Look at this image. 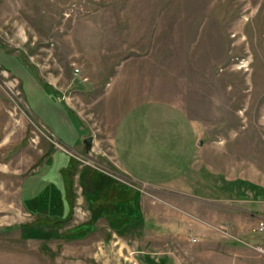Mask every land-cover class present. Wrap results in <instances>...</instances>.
I'll return each instance as SVG.
<instances>
[{
  "label": "rangeland",
  "instance_id": "374dc122",
  "mask_svg": "<svg viewBox=\"0 0 264 264\" xmlns=\"http://www.w3.org/2000/svg\"><path fill=\"white\" fill-rule=\"evenodd\" d=\"M85 166L138 221L93 218ZM259 226L264 0H0V264H264Z\"/></svg>",
  "mask_w": 264,
  "mask_h": 264
},
{
  "label": "trees",
  "instance_id": "16d2710c",
  "mask_svg": "<svg viewBox=\"0 0 264 264\" xmlns=\"http://www.w3.org/2000/svg\"><path fill=\"white\" fill-rule=\"evenodd\" d=\"M80 174L81 183L91 204V210L93 211V218L95 220L99 217H105L113 225L122 224L123 226L138 221H134L135 217L140 218L142 215L139 205L140 192L138 190L129 186L127 183L119 181L114 176L90 166L83 167ZM31 191L30 199L35 201L40 197L42 198L43 192L39 194L37 186L34 188L31 187ZM34 201L31 203L32 205L27 203V207L31 209L32 212H35V214H40L43 212L42 210L47 209L44 202L38 204L35 202V204ZM112 205H114V207H112ZM53 209H55V207L48 208V213L46 214L48 217L56 215L55 217H57L59 221L68 218L69 215L66 216V214H54L56 211ZM62 211L65 212V210ZM46 221L47 220H45V223ZM92 230L93 226H78L69 230L72 231V233L68 231L63 235L65 237L79 238ZM36 233H38V230L33 227L24 230V234L28 236L37 235ZM49 233L50 232H41L42 236L49 235Z\"/></svg>",
  "mask_w": 264,
  "mask_h": 264
},
{
  "label": "water",
  "instance_id": "95a60500",
  "mask_svg": "<svg viewBox=\"0 0 264 264\" xmlns=\"http://www.w3.org/2000/svg\"><path fill=\"white\" fill-rule=\"evenodd\" d=\"M92 140H93V137L92 136H89L85 139V143H86V150H90L91 148V145H92ZM200 140L198 141V144H200Z\"/></svg>",
  "mask_w": 264,
  "mask_h": 264
},
{
  "label": "built area",
  "instance_id": "2783aa9c",
  "mask_svg": "<svg viewBox=\"0 0 264 264\" xmlns=\"http://www.w3.org/2000/svg\"><path fill=\"white\" fill-rule=\"evenodd\" d=\"M263 229H264V226H259L258 227V230H263ZM257 249L264 253V248L262 246H257Z\"/></svg>",
  "mask_w": 264,
  "mask_h": 264
}]
</instances>
